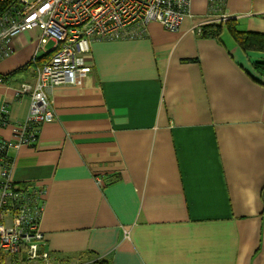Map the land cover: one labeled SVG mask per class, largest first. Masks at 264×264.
<instances>
[{"label": "crops", "instance_id": "1", "mask_svg": "<svg viewBox=\"0 0 264 264\" xmlns=\"http://www.w3.org/2000/svg\"><path fill=\"white\" fill-rule=\"evenodd\" d=\"M210 1L190 0L178 32L150 24L139 38L92 42L90 74L52 88L54 120L9 149L10 180L42 208L52 257L264 264V77L252 68L264 53L200 31L233 20L264 34V0ZM38 34L14 37L0 62V141L16 143L27 123L30 95L19 89L35 83V67L21 70Z\"/></svg>", "mask_w": 264, "mask_h": 264}, {"label": "built area", "instance_id": "2", "mask_svg": "<svg viewBox=\"0 0 264 264\" xmlns=\"http://www.w3.org/2000/svg\"><path fill=\"white\" fill-rule=\"evenodd\" d=\"M189 14L190 0H17L0 15V62L12 54L11 41L23 32L39 33L32 64L48 42L53 49L35 67V83L20 86V93L30 95L29 116L26 125L15 130L16 143H5L7 149L29 143L28 127L54 120L48 94L57 86L78 85L90 74L86 60L92 42L139 38L150 24L175 33ZM10 168L1 171L0 254H21L27 264H53L39 229L42 208L27 188L12 184Z\"/></svg>", "mask_w": 264, "mask_h": 264}, {"label": "trees", "instance_id": "3", "mask_svg": "<svg viewBox=\"0 0 264 264\" xmlns=\"http://www.w3.org/2000/svg\"><path fill=\"white\" fill-rule=\"evenodd\" d=\"M16 4H17V0H0V15L6 12L7 10L11 9V7L15 6ZM224 31L232 37V39L235 41L238 47H240V49H242L243 51L245 52L246 51H257V52L264 53V34L240 31L238 30L233 20H228L221 25H217V24L204 25L201 28V34H202L201 36L205 38L218 39ZM45 60L43 59L42 63ZM39 62L42 65L40 59H39ZM37 65L36 63L34 64L30 63L26 65L24 69L21 71L27 72L29 70L31 71V69L34 71L33 67H36ZM252 68L254 72L257 74V76L264 77V62L254 63L252 64ZM21 71H18V72L20 73ZM14 74H17V73H14ZM249 75H251V77L255 81L259 82V79L256 78L253 74L249 73ZM9 77L11 78L14 76L13 74H10ZM7 78L8 77L0 76L1 81H6ZM33 127L34 129H36V126H32L30 128H33ZM33 134L30 135L27 133V136L30 135V139L35 141L36 137ZM5 143H8V142L0 141V146H2V148H0V166L3 169H7L12 164V159L8 156L9 149H7V146L5 145ZM3 256L4 255L0 254V264H3L4 262ZM61 261L64 262L65 264H70L68 260H65V261L61 260ZM85 261H88V260H85ZM85 261H81L80 264H109V262L104 259H98V260H93L89 262H85ZM10 264H27V263H26L25 257L19 254V255H14L13 257H11Z\"/></svg>", "mask_w": 264, "mask_h": 264}, {"label": "rangeland", "instance_id": "4", "mask_svg": "<svg viewBox=\"0 0 264 264\" xmlns=\"http://www.w3.org/2000/svg\"><path fill=\"white\" fill-rule=\"evenodd\" d=\"M47 250V249H46ZM48 251V250H47ZM48 253H49V251H48ZM49 255H50V260H51V263H53V264H55V261L58 263V264H65L64 262H62L60 259H56V258H54V257H52V255L49 253ZM3 259H4V261H9V259H10V256H8V255H4L3 256ZM8 263V262H7ZM6 263V264H7ZM36 264H38L37 262H35Z\"/></svg>", "mask_w": 264, "mask_h": 264}]
</instances>
